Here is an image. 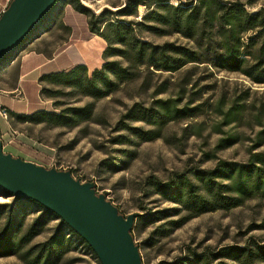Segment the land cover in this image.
<instances>
[{"label":"rangeland","instance_id":"obj_1","mask_svg":"<svg viewBox=\"0 0 264 264\" xmlns=\"http://www.w3.org/2000/svg\"><path fill=\"white\" fill-rule=\"evenodd\" d=\"M9 1L0 0V16ZM152 1L146 0L148 6H139L133 16L113 14L106 18L140 24L133 26L138 39L158 47L171 44L187 49L194 53L188 60L191 62L171 72L141 66L133 59L104 57L108 45L90 34L89 24L103 11L116 13L128 0H94L89 7L78 0H58L32 33L0 63V90L10 92L17 88L19 72L18 64L10 69L14 59L41 55L30 58L25 67L27 75L18 84L22 95L17 96L16 90L11 92L13 95L0 91L2 106L8 111L6 120L0 118L3 152L46 169L69 171L81 183H93L95 191L123 216L153 214L149 221L135 219L132 228L142 264H176L181 259L193 261L194 255L210 257L223 247L264 245L262 188L245 197L238 207L188 220L179 204L156 193L154 183H174L184 176L196 184L197 171H213L222 162L255 165L264 172V83L255 81L261 71L256 59L246 58L244 68L252 71L251 77L219 67L222 33L215 28L212 12L207 17L203 12L199 14L198 18L204 20L199 29H192L186 15L181 14L176 15L179 23L172 27L169 21L173 13L163 14L161 21L166 24L144 20L153 8ZM189 1L169 0V4L176 7ZM217 1L245 4L250 14L264 10V0ZM77 7L86 11L81 13ZM148 27H155V33ZM226 41L228 48L235 46L233 37ZM62 51L69 59L66 68L86 64L88 78L93 73L89 71L100 70L105 62L113 61L127 67L132 76L117 81L116 89L102 98L82 96L62 85L42 81L44 75L57 73L65 57L58 61L56 56ZM40 59L54 62L43 63ZM158 59L154 58L155 64H159ZM37 75L40 77L36 79ZM86 105L91 106L92 117L71 126L34 123L10 115L13 109L27 107L57 113ZM142 110L149 111L145 114ZM12 201L13 197L0 190V204ZM40 212L36 205H25L22 232ZM49 219L43 233L19 254L0 257V264H27L23 252L33 247L36 250L32 257L38 254L37 247L50 238L60 221L53 213ZM4 224L1 218L0 231ZM64 233L66 245L61 244V250L69 251L58 264H100L82 239L68 229Z\"/></svg>","mask_w":264,"mask_h":264},{"label":"trees","instance_id":"obj_2","mask_svg":"<svg viewBox=\"0 0 264 264\" xmlns=\"http://www.w3.org/2000/svg\"><path fill=\"white\" fill-rule=\"evenodd\" d=\"M142 5L148 6L146 0H128V3L116 13L103 11L97 17H92L89 24L90 34L102 38L108 45L104 50V57L119 56L128 60L133 59L141 66L146 65L155 70L171 72L179 70L188 62H191L188 60L193 59L194 53L187 49L171 44L158 47L148 41L138 39L133 26L139 27L140 24L106 18L107 15L113 16V14L116 17L133 16L135 13L133 11H136ZM151 5H153V8H150L151 10L144 16V20L166 24L165 21H161L163 14L173 13L175 16L169 21V24L173 27L179 23L176 15L181 14L186 15V19L191 22V27L195 30L201 28L202 22H204V20L198 18L199 14L203 12L204 17H207V14L212 12L215 28L222 33L220 36H222L223 54L219 67L229 72H240L251 77L252 71L244 68L247 63L246 58L256 59L258 62L257 67L261 71L258 73L259 78L256 77L255 81L264 83L263 8L250 14L245 4L222 3L217 0H196V2L190 0L188 3L178 4L176 7L169 4V0H153ZM77 10L81 13L86 11L81 7H77ZM148 28L150 32L155 33V27ZM225 35L228 36V40L233 37L234 47L228 48L229 44ZM243 36L248 37L243 39ZM245 40H247V43H244ZM248 49L254 51L248 53ZM156 56L159 58V64L154 63ZM110 76L114 77L115 80H111ZM130 76H132V73L128 71L127 67H122L113 61L105 62L100 70H94L91 78L87 76L86 67L79 65L65 72L46 74L41 80L70 88L82 96L102 98L116 89L117 81L125 80ZM148 111L142 110L145 114ZM10 115L19 116L23 120H30L34 123L48 122L71 126L89 120L92 117V108L90 105H86L79 108L65 109L57 113L37 111L30 115H16L13 113H10ZM262 173L264 174L263 170L255 165L222 162L213 171H197L194 175L196 184L181 176L174 183L157 182L153 186L157 194L168 201L179 204L187 213L185 220H188L204 213L238 207L245 197L251 196L260 188L263 189L262 194L264 195V176H261ZM26 204L38 206L41 212L22 232ZM49 215H51V212L26 199L13 198V201L9 204H0V220L1 218L5 220L4 227L0 231V257L12 256L22 252L34 237L43 233L49 224ZM152 216L151 213L142 214L137 219L149 221ZM66 229L81 240L74 231L60 220L50 238L37 247V249L40 248L39 253L32 257L36 248L26 250L22 255L23 260L28 261L27 264H40L44 257L42 264H58L60 257L69 251L68 248L61 250V244L66 245L64 233ZM209 256H206V254L194 255L193 261L181 259L176 264H213L212 261L216 264H229L227 262L231 264H264V245L253 243L245 247H223Z\"/></svg>","mask_w":264,"mask_h":264},{"label":"water","instance_id":"obj_3","mask_svg":"<svg viewBox=\"0 0 264 264\" xmlns=\"http://www.w3.org/2000/svg\"><path fill=\"white\" fill-rule=\"evenodd\" d=\"M58 0H12L0 16V63L32 33ZM0 190L55 214L93 251L100 264H142L131 230L142 215L123 216L93 183L69 171L46 169L3 152Z\"/></svg>","mask_w":264,"mask_h":264},{"label":"crops","instance_id":"obj_4","mask_svg":"<svg viewBox=\"0 0 264 264\" xmlns=\"http://www.w3.org/2000/svg\"><path fill=\"white\" fill-rule=\"evenodd\" d=\"M93 36L99 38V37L96 36V35H93ZM99 39H100V38H99ZM101 40H102V39H101ZM65 53H66V51H62L61 53H59V54L56 56V58L58 59V61H59L61 58L65 57V58L63 59V61H62V64L60 65V68L56 70L57 72H65V71H67V70H69V69L71 68V66H69V67L67 66V68H66V63L68 64L69 59H67ZM40 57H41V55H34V56L31 57V55L27 54V55H23V56H21V58L14 59V61L12 62L11 66H10V69H11V67L14 66L15 64H18V66H19V72H18L17 77H16V79H17V81H16L17 86H16V87H17V88L10 90V92H9V90H0V91H1L2 93H6L7 95H13L14 93H11V92H13L14 90H16V91H19V94H18L17 96H19L20 94L22 95L21 88H18V87H19L18 84H19V82L23 81V80L25 79V76L27 75V72H26V70H25V67L29 65V60H30V58L38 59V58H40ZM54 58H55V57H54ZM40 60H41L43 63H49V64H53V62H54V59H50V60L40 59ZM84 66L87 68V65H86V64H85ZM92 72H93V71H89V74L92 73ZM38 77H40V75H37V76H36V79H37ZM5 91H7L8 93L5 92ZM0 107H3V106H2V99H1V97H0ZM3 108H4V107H3ZM41 110H42V109H41ZM13 111H14L13 114H16V115H30V114H33V113L39 111V109H36V110H35V109H32V110H31L29 107H27L25 110H19V111H16V110L13 109Z\"/></svg>","mask_w":264,"mask_h":264},{"label":"built area","instance_id":"obj_5","mask_svg":"<svg viewBox=\"0 0 264 264\" xmlns=\"http://www.w3.org/2000/svg\"><path fill=\"white\" fill-rule=\"evenodd\" d=\"M94 0H78V2L85 6V7H89L88 3H92ZM8 117V111L3 108V107H0V118L6 120Z\"/></svg>","mask_w":264,"mask_h":264}]
</instances>
